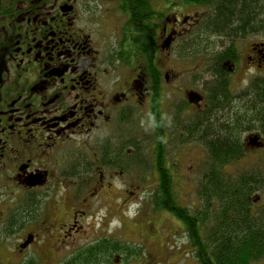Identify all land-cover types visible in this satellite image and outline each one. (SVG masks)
I'll return each instance as SVG.
<instances>
[{
  "label": "flooded vegetation",
  "instance_id": "obj_1",
  "mask_svg": "<svg viewBox=\"0 0 264 264\" xmlns=\"http://www.w3.org/2000/svg\"><path fill=\"white\" fill-rule=\"evenodd\" d=\"M230 1L0 0V264H75L98 172L177 188L264 160V22L210 29Z\"/></svg>",
  "mask_w": 264,
  "mask_h": 264
},
{
  "label": "rangeland",
  "instance_id": "obj_2",
  "mask_svg": "<svg viewBox=\"0 0 264 264\" xmlns=\"http://www.w3.org/2000/svg\"><path fill=\"white\" fill-rule=\"evenodd\" d=\"M257 156V163L254 164ZM195 157L196 155L189 154V159ZM240 164V166L234 165L225 172L240 176L252 171L253 174L263 176V186L252 195L253 204L257 209L259 203L264 202L262 153L243 157ZM100 174V172L94 174L87 192L82 187L75 190L76 198L71 204L75 206L76 216L84 214L79 218L82 227L76 231L75 245L73 239L63 243L60 259L74 250L77 254L89 245L100 243L105 239L127 244L139 253L138 256L129 260L125 259L124 255L114 254L112 261L109 260L111 263L105 264H200L195 256V249L189 241L185 225L172 212L156 204L155 185L148 180L152 175L150 172L143 175L136 170H125L118 175L119 177L116 175V178L114 173L105 172L103 180L99 178ZM185 174L195 175L190 172V169ZM140 184L142 186L136 187ZM199 186L197 183H188L175 188L179 204L190 208L192 212L196 211L195 208L202 207L200 202L197 204L200 199ZM66 212L67 209L62 208L61 215L57 218L62 225L66 221L64 219ZM105 243L106 241L99 245L105 247L103 245ZM255 264H264V259Z\"/></svg>",
  "mask_w": 264,
  "mask_h": 264
},
{
  "label": "trees",
  "instance_id": "obj_3",
  "mask_svg": "<svg viewBox=\"0 0 264 264\" xmlns=\"http://www.w3.org/2000/svg\"><path fill=\"white\" fill-rule=\"evenodd\" d=\"M228 3L234 6L227 12L229 15L220 10V17L217 14L211 20L210 29L230 30L231 25L227 22L232 19L237 21L235 26L238 31L262 28L264 0H234ZM249 4L253 7L249 8ZM225 141L213 139L219 152L228 148L224 144L230 141ZM242 157L237 152L235 160ZM223 159L221 157L222 165L225 163ZM219 175L220 180L216 174H210L201 182L197 204L200 202L202 207L195 208V212L179 204L175 188L167 186L164 179L161 185L155 187L156 204L172 212L185 225L200 264H255L264 259V202L259 203L256 209L252 195L263 186V177L257 174H253L251 179L244 175L232 176L223 170ZM105 241L107 244L101 247L99 244ZM114 254L124 255L127 260L139 255L135 248L127 244L104 239L78 251L75 264L111 263Z\"/></svg>",
  "mask_w": 264,
  "mask_h": 264
},
{
  "label": "clouds",
  "instance_id": "obj_4",
  "mask_svg": "<svg viewBox=\"0 0 264 264\" xmlns=\"http://www.w3.org/2000/svg\"><path fill=\"white\" fill-rule=\"evenodd\" d=\"M152 126L153 127L158 126L154 118L152 119Z\"/></svg>",
  "mask_w": 264,
  "mask_h": 264
}]
</instances>
